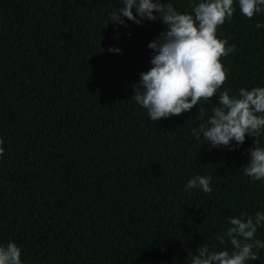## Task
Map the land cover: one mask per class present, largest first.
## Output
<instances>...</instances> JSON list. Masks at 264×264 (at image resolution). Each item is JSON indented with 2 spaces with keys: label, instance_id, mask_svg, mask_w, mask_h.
Masks as SVG:
<instances>
[{
  "label": "trees",
  "instance_id": "obj_1",
  "mask_svg": "<svg viewBox=\"0 0 264 264\" xmlns=\"http://www.w3.org/2000/svg\"><path fill=\"white\" fill-rule=\"evenodd\" d=\"M165 2L192 12L199 0ZM234 6L216 32L235 45L221 57L220 91L230 95L264 87V28L255 27L264 11L249 19ZM120 7L0 0V245L13 241L23 264H190L203 244L231 250L217 239L229 216L264 212V180L242 170L255 137L231 147L192 137L199 107L211 115L216 96L155 122L135 102L133 83L152 67L148 44L166 25L109 20ZM257 140L264 146V132ZM196 175L213 178L211 193L184 190ZM258 257L249 264H264V249Z\"/></svg>",
  "mask_w": 264,
  "mask_h": 264
},
{
  "label": "clouds",
  "instance_id": "obj_2",
  "mask_svg": "<svg viewBox=\"0 0 264 264\" xmlns=\"http://www.w3.org/2000/svg\"><path fill=\"white\" fill-rule=\"evenodd\" d=\"M121 2L123 7L115 8L109 20L124 24L122 17H126L141 24L144 20L159 19L166 25L165 30L148 44L154 51L152 67L139 73V81L133 83V98L146 109L147 118L155 122L180 115L198 104L208 105L216 96L217 102L210 107L211 115L209 107H199L196 119L200 123L192 129V137L201 146L208 142L212 147H231L232 141L239 146L246 135L255 137V147L249 149L250 161L242 170L253 181L264 180V146L257 140L264 132V87H242L236 95H230L229 89L220 91L228 79L221 57L234 52L235 45L218 39L216 32L218 26L231 20L235 12L234 0H199L192 5V12H180L165 0ZM238 5L249 19L264 11V0H238ZM255 27L264 28V24L257 23ZM109 51L119 52L120 49L110 48ZM3 144L0 138V157L5 152ZM212 179L196 175L187 181L184 190L200 189L211 193ZM227 219L229 227L217 239L220 244L227 240L231 250L212 251L208 244H203L191 255L190 264H249L259 259L258 250L264 249V240L257 239L256 233L264 226V212L241 213ZM21 256V249L13 241L0 245V264H23Z\"/></svg>",
  "mask_w": 264,
  "mask_h": 264
}]
</instances>
